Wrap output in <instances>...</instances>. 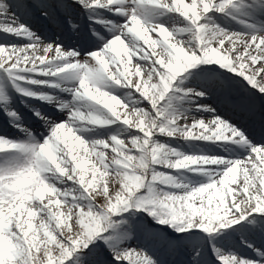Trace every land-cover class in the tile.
<instances>
[{"label":"snow or ice","instance_id":"obj_1","mask_svg":"<svg viewBox=\"0 0 264 264\" xmlns=\"http://www.w3.org/2000/svg\"><path fill=\"white\" fill-rule=\"evenodd\" d=\"M0 119V264H264V0H0Z\"/></svg>","mask_w":264,"mask_h":264},{"label":"rangeland","instance_id":"obj_2","mask_svg":"<svg viewBox=\"0 0 264 264\" xmlns=\"http://www.w3.org/2000/svg\"><path fill=\"white\" fill-rule=\"evenodd\" d=\"M237 27H239V26L238 25H236L235 27L233 26V28H237ZM16 103H17V106H18L19 110L21 111V113L23 115H25V119L27 120V118L31 116V113L28 112L27 109H24L23 105H19L18 100H17ZM35 106L36 107H41L39 102H36ZM28 122H30V121H28ZM14 131H15L14 129H12L11 127L7 126V124L2 119H0V133H2V132L15 133ZM184 150L185 151H196V148H195V146L186 145V146H184ZM155 227H161V226L160 225H155ZM234 227L239 230V225L234 226ZM167 231L173 236L176 235L175 233L172 232L171 229H167ZM228 231H231V230H228ZM218 239H220V237H218ZM241 239L251 240V241L255 242L257 245L264 244V239H260L258 237H254V236L248 235L244 231H238L237 233H235L232 236L233 246L237 247V248H241L242 247L240 245V240Z\"/></svg>","mask_w":264,"mask_h":264},{"label":"bare ground","instance_id":"obj_3","mask_svg":"<svg viewBox=\"0 0 264 264\" xmlns=\"http://www.w3.org/2000/svg\"><path fill=\"white\" fill-rule=\"evenodd\" d=\"M15 134H11L10 136H14Z\"/></svg>","mask_w":264,"mask_h":264}]
</instances>
